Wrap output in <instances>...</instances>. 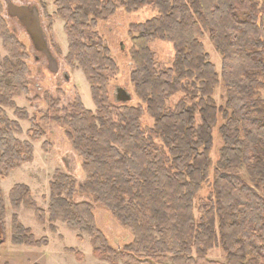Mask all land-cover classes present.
<instances>
[{"label":"trees","instance_id":"16d2710c","mask_svg":"<svg viewBox=\"0 0 264 264\" xmlns=\"http://www.w3.org/2000/svg\"><path fill=\"white\" fill-rule=\"evenodd\" d=\"M117 5L126 13L148 6L157 11L155 18L129 27L130 81L139 101L136 106L110 101L108 76L117 75L118 69L95 33L98 21L112 17ZM54 7L53 18L64 22L68 43L64 62L83 72L96 112L85 109L76 95L72 113L61 118L55 102L46 97L48 111L41 121L65 130L72 150L82 160L86 180L77 189L71 177L56 171L49 183L46 211L37 207L28 186H13L8 193L14 212L11 244L28 248L48 244L45 237L36 239L19 222L17 212L25 208L34 212L40 224L47 222L51 231L61 222L89 235L93 257L108 264H221L207 259V253L217 247L226 255L225 264H264V196L257 190L264 189V122L250 117L252 90L264 75V4L253 0H55ZM2 15L0 3V40L7 53L0 63V178L4 179L33 160L32 142L43 134L30 129L29 142L18 140L20 125L5 113L10 109L18 120H28L15 100L29 94V71L27 53ZM92 32L95 40L89 43L86 36ZM206 33L221 55L220 74L202 43ZM154 40L172 44L175 56L170 68L157 71L149 47ZM220 79L226 89L223 115L227 122L219 130L223 148L213 166L212 132L219 112L213 93ZM176 93L184 98L168 109L166 102ZM145 114L153 121L149 128L141 123ZM42 149L46 151L47 146L43 144ZM241 168L257 179L255 187L239 174ZM211 172L212 202L199 207L201 215L196 220L194 201ZM78 192L89 195L128 229L132 241L113 249L96 226L92 204L74 201ZM5 235L0 189V246Z\"/></svg>","mask_w":264,"mask_h":264},{"label":"rangeland","instance_id":"374dc122","mask_svg":"<svg viewBox=\"0 0 264 264\" xmlns=\"http://www.w3.org/2000/svg\"><path fill=\"white\" fill-rule=\"evenodd\" d=\"M6 1L0 0L3 10V19L9 32L24 47L27 53L25 62L29 71L27 78L28 96L15 100L18 108L24 109L28 120H18L10 109H5V113L10 120L17 121L21 128V133L16 136L20 141H30L28 131L40 130L43 137L35 142L33 146V160L25 163L11 172L6 178H0V189L2 191L3 203L5 207V226L6 235L4 242L0 246V264H108L95 259L92 255L91 238L85 233H78L69 229L65 224L56 222L54 231H51L49 224H40L34 215V212L21 208L17 212L19 222L31 230L36 239L46 238L48 244L44 248H28L24 246H14L11 244V217L14 212L10 208L8 193L10 189L19 184L28 186L32 199L37 207L46 211L49 200V183L56 171H59L71 177L77 189H80L86 180L81 166L82 160L72 150L69 141L65 136V130L56 123H44L41 118L47 114L48 105L45 100L55 102V110L58 117H65L72 113V105L75 96L78 95L84 108L95 113L96 108L90 95V87L85 79L83 72L78 68L68 67L64 59L67 55L68 43L64 32V22L58 17L53 18L56 9L55 0H8L15 5L34 7L38 10L40 25L45 36L48 48L52 56L58 63V72L51 73L48 70V63L44 55L36 51L33 44L20 22L12 18L6 11ZM259 6L264 4V0H253ZM115 14L105 21H98L96 31L97 35L108 48L111 58L114 60L118 74L108 76L109 83L107 92L110 101L114 102V96L118 89L125 90L131 95V101L127 106H136L139 101L134 93L133 85L130 81V75L133 71V65L130 59V50L132 48L129 27L133 24L144 23L157 16V11L152 7L126 13L120 5ZM93 33V32H92ZM89 33L86 40L89 43L94 42V33ZM206 53L210 61L214 64L218 74L221 72V55L213 48L208 34L202 39ZM154 53V59L157 71H161L172 66L175 52L172 44L154 40L149 45ZM7 56L0 40V63ZM65 76L68 80L65 79ZM189 89V85L186 84ZM184 98L183 93L172 95L166 102L168 109H173L176 104ZM213 99L219 110L217 114V124L212 132V148L210 159L215 166L220 158V151L223 148V140L219 133L220 128L226 124L223 112L227 100L226 89L220 79L218 87L213 93ZM253 106L250 108L251 119L264 122V75L259 78V86L252 90ZM115 103V102H114ZM118 105H121L118 103ZM33 122V127L32 123ZM199 122V117H197ZM143 128L152 126V119L146 114L142 117ZM43 144L47 150L42 149ZM212 166V169H213ZM239 174L252 187H255L257 179L251 175L246 168L238 170ZM212 172L207 183L202 185L201 191L195 198V217L199 219L201 205L209 206L212 202ZM258 192L264 196V189L257 188ZM76 203L88 202L92 204L95 222L97 228L104 234L108 244L113 249H121L129 244L133 237L131 232L119 225L100 205L94 203L93 199L86 194L78 192L74 197ZM47 218V217H46ZM79 237L81 240H79ZM71 250V251H70ZM81 257L80 259L77 256ZM209 261L226 263V255L220 247L214 248L207 253ZM123 264V263H119Z\"/></svg>","mask_w":264,"mask_h":264},{"label":"water","instance_id":"95a60500","mask_svg":"<svg viewBox=\"0 0 264 264\" xmlns=\"http://www.w3.org/2000/svg\"><path fill=\"white\" fill-rule=\"evenodd\" d=\"M6 11L10 17L16 18L24 27L34 49L45 56L48 63V70L51 73L56 74L58 72V63L48 48L45 36L41 29L38 10L34 7L18 6L7 0ZM262 21L264 26V14L262 16ZM65 79L68 80L66 76ZM116 93L117 94L114 96V102L116 104H127L131 101V95L125 90L118 89Z\"/></svg>","mask_w":264,"mask_h":264},{"label":"flooded vegetation","instance_id":"af4514ba","mask_svg":"<svg viewBox=\"0 0 264 264\" xmlns=\"http://www.w3.org/2000/svg\"><path fill=\"white\" fill-rule=\"evenodd\" d=\"M263 16V15H262ZM263 22V21H262ZM264 27V26H263Z\"/></svg>","mask_w":264,"mask_h":264}]
</instances>
